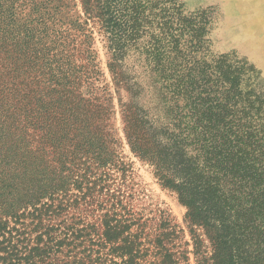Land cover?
I'll return each instance as SVG.
<instances>
[{
    "label": "trees",
    "instance_id": "16d2710c",
    "mask_svg": "<svg viewBox=\"0 0 264 264\" xmlns=\"http://www.w3.org/2000/svg\"><path fill=\"white\" fill-rule=\"evenodd\" d=\"M171 5L0 0V264H190L172 228L149 239L116 211L92 223L71 212L92 204L121 147L109 84L92 86L96 22L115 85L131 96L125 135L187 207L197 264H264V106L241 91V61L201 57L206 11ZM137 49L170 94L160 125L126 76Z\"/></svg>",
    "mask_w": 264,
    "mask_h": 264
},
{
    "label": "rangeland",
    "instance_id": "374dc122",
    "mask_svg": "<svg viewBox=\"0 0 264 264\" xmlns=\"http://www.w3.org/2000/svg\"><path fill=\"white\" fill-rule=\"evenodd\" d=\"M168 1L172 2V7L183 9L187 15H201L206 11L208 24L201 57L212 62L221 56H228L232 64L241 61L235 64L241 71V91L256 100L258 105L264 106V0ZM91 26L101 59V69L94 74L92 86L102 90L109 84L116 110L115 128L121 147L117 165L106 170V174L95 182L97 186L93 193L87 194L92 197L88 200L92 204L88 208L82 204L71 212L83 215L87 223H92L106 210L116 211L144 225L146 233L151 235L149 239H154L165 227L172 228L177 231L173 245L177 249L180 247L178 251L188 254L190 264H197L185 219L188 209L177 193L161 185L153 166L132 150L125 135L124 121V106L130 103L131 96L125 89L115 85L108 68V34L97 22ZM140 52L139 49L131 51L125 58L126 76L135 84L136 102L143 114L160 125L170 119V94L164 88L165 82L153 72V67ZM0 171H4V167H0ZM100 205H104L105 209H101ZM205 243L208 246V242Z\"/></svg>",
    "mask_w": 264,
    "mask_h": 264
}]
</instances>
